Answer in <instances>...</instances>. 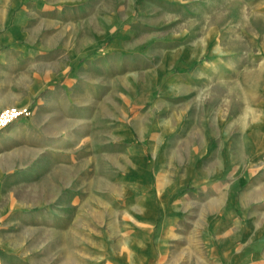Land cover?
I'll list each match as a JSON object with an SVG mask.
<instances>
[{
  "label": "rangeland",
  "instance_id": "rangeland-1",
  "mask_svg": "<svg viewBox=\"0 0 264 264\" xmlns=\"http://www.w3.org/2000/svg\"><path fill=\"white\" fill-rule=\"evenodd\" d=\"M194 1L196 4L203 2ZM206 1L209 2L213 25L220 27L224 41H204L197 46L189 41H179L176 53L166 58L167 63L156 77L165 74V79L168 74L175 73V66L185 56L194 61L196 68L207 60L221 57L222 63H218L222 64L225 73L222 79L215 81L216 88L202 94V105L208 113L214 111L210 107L219 105L223 108L217 111L218 114L208 117L215 122L218 119L221 126L225 124L229 133L233 115L243 112L247 122L243 135V179L238 180L229 172L233 163L230 156L233 138L227 135L222 146L226 170L209 175L196 170L195 179L187 188L196 190L199 185L196 179L200 177L205 178L206 185L223 179L233 198L227 208L234 214L237 189L246 191L251 183L264 181V129H261L259 138L254 136L256 119L264 128V35L260 33L264 27V0ZM144 2L146 0H131L129 5V0H112L117 13L109 15V23L102 21L101 18L108 15L101 13L100 26L108 25V28L96 30V40L117 51L122 48L124 43L119 47L118 38L128 35L126 29L129 26L137 28L135 22L143 17ZM164 2L147 0L149 9H153L147 17L154 20L161 17L174 25L175 16L187 21L189 15L185 6L178 8L175 0ZM119 5H125L126 9ZM199 18L196 16V24L192 25L197 30L203 25L198 23L201 22ZM139 48V51L145 50L148 43H142ZM182 70L180 66L176 67L177 72ZM137 76V71L121 72L116 77L115 88L121 92L129 84L132 86V92L126 93L127 102L124 101L125 95L120 93L101 95L95 101L99 107L94 108V114L88 119L85 117L83 129L74 123L73 128L68 129L66 146L61 147L58 143L62 139L61 134L49 136L43 130L44 126L35 130L33 125H12L13 121L0 128V254L3 264H47L49 259L51 264H131L130 253L133 258L139 257L135 252L139 243L154 250L169 248V238L162 233L157 234L162 221H142L135 210V203L140 200L139 191L147 187L139 179L133 182L130 172L133 166L140 165L142 152L150 151L151 143L140 136L139 123H133L131 119L138 117L154 99L147 94L150 101H145L146 92L139 89L141 83ZM159 83L158 89H164L166 84ZM43 88L37 87L36 102L50 98L64 101V95L47 94ZM10 96L0 92V97ZM185 96L181 95V99L184 100ZM34 105L20 106H28L33 113ZM64 115L71 116L66 112ZM37 117L39 120L47 118L45 114ZM159 145L158 150H152L159 155L160 164L153 184L157 185L155 188L162 187L157 191L164 194L175 187V172L166 168L165 146L162 142ZM35 166H40L39 172L45 166L48 169L45 173L33 174ZM213 189L212 199L219 192V189ZM168 196L173 197L174 194ZM224 209L221 207L213 214L221 219L226 214ZM46 214L51 216L50 222L48 217L43 219ZM39 217L42 221L35 220ZM215 226V223L208 224L199 237V230L196 231L195 240L185 245L189 251L181 257L183 261L230 264V250L226 255L222 251L231 242L235 246L234 239L218 237L220 232ZM249 242L245 238V244ZM213 248L220 252L216 254V260L211 257ZM249 264L258 263L250 260Z\"/></svg>",
  "mask_w": 264,
  "mask_h": 264
},
{
  "label": "crops",
  "instance_id": "crops-1",
  "mask_svg": "<svg viewBox=\"0 0 264 264\" xmlns=\"http://www.w3.org/2000/svg\"><path fill=\"white\" fill-rule=\"evenodd\" d=\"M158 1L165 3V0ZM175 3L178 8H187V21L175 16L174 25L161 17L157 20L147 17L153 9H149L146 0L143 17L135 22L137 28L129 26L128 35L118 38L119 47L123 43L124 46L117 51L96 40V30L108 28V25L100 26V20L109 23V15L117 13L112 0H0V92L11 95L0 97V109L35 103L29 117H20L12 125H33L35 130L44 126L49 136L61 134L62 139L56 142L61 147L66 146L68 129L74 124L83 129L85 117L88 119L94 114V108L99 107L95 101L101 95L120 93L127 102L126 93L132 92V86L127 82L125 91L120 92L115 88L116 77L121 72L137 71L141 83L138 87L146 92L145 101H150L147 94L154 99L138 117L131 119L139 123L140 136L151 143L150 151L142 152L140 165L133 166L130 172L133 182L139 179L147 187L139 191L140 200L136 201L135 210L142 221H162L157 234L169 238L170 246L160 251L139 243L135 248L139 257L133 258L130 253V263L191 264L181 258L189 251L186 246L195 240L197 230L199 237L208 224L215 223L220 232L218 237L234 239L235 246L231 242L222 251L226 255L230 250V264H249L250 260L264 264V181L251 183L246 191L237 189L234 214L227 208L233 198L223 179L206 185L205 178L200 177L196 179L199 183L196 190L187 188L195 179L196 170L207 175L226 170L222 146L227 135L233 138L230 145L233 163L229 172L238 180L243 179V135L247 122L242 111L236 113L229 133L225 124L221 126L218 119L215 122L210 118L222 107H210L214 110L210 113L204 111L202 94L216 88L215 81L222 79L225 73L218 63H222L221 57L207 60L196 68L194 61L185 56L175 66V73L165 79V74L161 73L160 78L156 77L167 63L166 58L176 53L179 41H189L193 46L204 41H224L220 27L213 25L209 2L175 0ZM119 6L126 9L125 5ZM101 13L108 16L100 19ZM196 16H200L198 23L203 24L198 30L192 26ZM260 33L264 35V27ZM144 42L148 43V48L139 51ZM179 66L184 71L177 72ZM61 77L63 80L58 81ZM156 82H164L166 86L159 90ZM37 87H44L47 94L64 95L65 99L36 102ZM181 95H186L184 100ZM38 114H45L47 118L39 120ZM255 121L254 136L259 138L264 128L259 119ZM161 142L165 146V166L175 172V187L169 189L173 197L168 196L170 193L160 194L157 190L162 187L155 188L157 185L153 184L160 164L159 155L152 150H158ZM39 167L35 166L32 173L41 174L48 169L45 166L39 172ZM213 188L219 189L214 199L211 197ZM221 207L226 208L223 210L226 214L220 219L213 213ZM47 217L50 222V215H44L43 219ZM37 219L42 221L40 217ZM245 238L251 242L245 244ZM217 250H211L215 260L220 253ZM3 263L0 254V264ZM47 264H51V259Z\"/></svg>",
  "mask_w": 264,
  "mask_h": 264
},
{
  "label": "built area",
  "instance_id": "built-area-1",
  "mask_svg": "<svg viewBox=\"0 0 264 264\" xmlns=\"http://www.w3.org/2000/svg\"><path fill=\"white\" fill-rule=\"evenodd\" d=\"M31 109L28 106L9 105L0 109V128L5 127L16 119L28 116Z\"/></svg>",
  "mask_w": 264,
  "mask_h": 264
},
{
  "label": "bare ground",
  "instance_id": "bare-ground-1",
  "mask_svg": "<svg viewBox=\"0 0 264 264\" xmlns=\"http://www.w3.org/2000/svg\"><path fill=\"white\" fill-rule=\"evenodd\" d=\"M219 14H220V13H219ZM215 15H216V14H215ZM216 16H221V15H218V14H217ZM220 19H221V18H220ZM249 23H250V22H249ZM253 25H254V24H253ZM252 27H253V26H252ZM254 27H255V26H254ZM254 32H255V31H254ZM261 65H262V64H261ZM261 68H262V66H261ZM258 71H259V70H258ZM261 71H262V70H261ZM259 72H260V71H259ZM258 74H259V73H258ZM259 75H260V74H259ZM259 75H258V76H259ZM255 78H256V77H255ZM144 83H145V82H144ZM251 94H252V93H251ZM17 152H18V151H17Z\"/></svg>",
  "mask_w": 264,
  "mask_h": 264
}]
</instances>
